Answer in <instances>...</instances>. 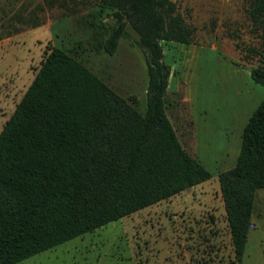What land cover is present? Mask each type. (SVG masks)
Listing matches in <instances>:
<instances>
[{
    "label": "trees",
    "instance_id": "trees-1",
    "mask_svg": "<svg viewBox=\"0 0 264 264\" xmlns=\"http://www.w3.org/2000/svg\"><path fill=\"white\" fill-rule=\"evenodd\" d=\"M70 1L67 11L77 12ZM67 2L43 0L47 7ZM246 3L252 29L264 38V0ZM98 6L115 21L98 44L102 51L114 53L126 24L137 35L147 76L144 111L134 95L117 94L74 56L45 47L0 128V264H15L211 177L181 145L165 113L171 72L161 42L191 44L193 27L172 0H99ZM262 51L249 49L259 58L249 76L264 86ZM216 178L239 264L256 190L264 197V99L242 127L233 166Z\"/></svg>",
    "mask_w": 264,
    "mask_h": 264
},
{
    "label": "rangeland",
    "instance_id": "rangeland-1",
    "mask_svg": "<svg viewBox=\"0 0 264 264\" xmlns=\"http://www.w3.org/2000/svg\"><path fill=\"white\" fill-rule=\"evenodd\" d=\"M98 1L76 0L77 12L69 13L70 0L66 8L47 7L43 0H0V128L47 45L74 56L117 94L134 95L137 110L144 111L147 76L137 35L126 24L114 53L102 51L98 44L115 21ZM172 1L193 27V42H161L163 61L173 73L170 90L176 81L191 89L197 138L215 150L213 160L200 159L211 177L15 264H236L216 174L224 165L219 150L237 141L241 121L264 99V86L249 76L259 64L249 49L264 50V38L249 23L246 0ZM170 96L174 103L176 95ZM172 103L165 102L169 120L180 114ZM239 264H264L260 189Z\"/></svg>",
    "mask_w": 264,
    "mask_h": 264
},
{
    "label": "crops",
    "instance_id": "crops-1",
    "mask_svg": "<svg viewBox=\"0 0 264 264\" xmlns=\"http://www.w3.org/2000/svg\"><path fill=\"white\" fill-rule=\"evenodd\" d=\"M172 74L173 73H171L168 78L167 88L165 92V102L168 104L172 103L174 100L167 101V96L171 95L170 97H172L173 94L176 95V100L174 103H172V106L179 107L180 114H178L177 116L172 115L171 120L169 121L173 126V129L176 133L179 142L190 155H192L199 161L200 159L204 161H211L215 157L214 148L212 146H209L207 141H205L204 143L202 142L201 144L197 138L196 125L194 123V119H192V107H190L191 89H189V86L181 84V81H176L174 84V90H170L169 81H171L173 77ZM245 116L248 117L249 114ZM245 121H241L239 125L240 131L237 141L235 140L233 143L228 142L225 147H221V149L219 150L220 155H222V164H224L222 165L223 167H221L219 171H223L233 166L236 156L238 154L240 144V133ZM204 131L208 133L206 129H204ZM219 171H217V173Z\"/></svg>",
    "mask_w": 264,
    "mask_h": 264
}]
</instances>
